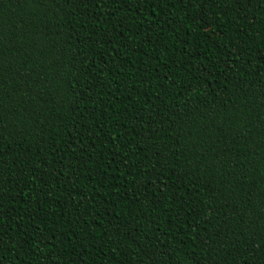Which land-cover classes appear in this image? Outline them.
Instances as JSON below:
<instances>
[{
    "label": "trees",
    "instance_id": "16d2710c",
    "mask_svg": "<svg viewBox=\"0 0 264 264\" xmlns=\"http://www.w3.org/2000/svg\"><path fill=\"white\" fill-rule=\"evenodd\" d=\"M0 264H264V0H0Z\"/></svg>",
    "mask_w": 264,
    "mask_h": 264
}]
</instances>
